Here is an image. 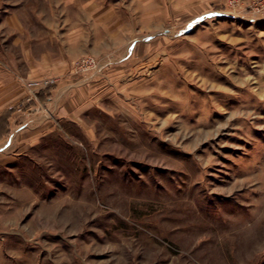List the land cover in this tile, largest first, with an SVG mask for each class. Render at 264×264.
Returning a JSON list of instances; mask_svg holds the SVG:
<instances>
[{
	"label": "rangeland",
	"instance_id": "rangeland-1",
	"mask_svg": "<svg viewBox=\"0 0 264 264\" xmlns=\"http://www.w3.org/2000/svg\"><path fill=\"white\" fill-rule=\"evenodd\" d=\"M18 39L54 131L0 151V264H264V0H0Z\"/></svg>",
	"mask_w": 264,
	"mask_h": 264
},
{
	"label": "crops",
	"instance_id": "crops-1",
	"mask_svg": "<svg viewBox=\"0 0 264 264\" xmlns=\"http://www.w3.org/2000/svg\"><path fill=\"white\" fill-rule=\"evenodd\" d=\"M5 21L19 30L24 28L19 19ZM18 43L23 45V50L18 54L3 51V55H0V122L5 123V130H0V151L6 146L7 149L15 147L26 150L54 131V87L42 90L27 100V89L18 79L20 75H42L44 60L50 61L53 69L54 54H44L43 51L33 54L30 43L26 44L20 39ZM14 58L21 62L16 65L11 61Z\"/></svg>",
	"mask_w": 264,
	"mask_h": 264
},
{
	"label": "built area",
	"instance_id": "built-area-1",
	"mask_svg": "<svg viewBox=\"0 0 264 264\" xmlns=\"http://www.w3.org/2000/svg\"><path fill=\"white\" fill-rule=\"evenodd\" d=\"M55 84H57V79L54 77L29 81V87H31V92H33V94L29 98H27V100H31V98L36 96L38 92L49 89Z\"/></svg>",
	"mask_w": 264,
	"mask_h": 264
}]
</instances>
